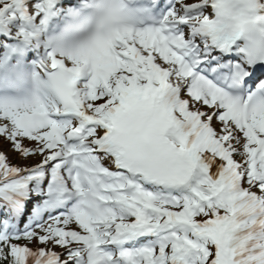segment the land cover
Listing matches in <instances>:
<instances>
[{
  "label": "snow or ice",
  "instance_id": "6c2138e0",
  "mask_svg": "<svg viewBox=\"0 0 264 264\" xmlns=\"http://www.w3.org/2000/svg\"><path fill=\"white\" fill-rule=\"evenodd\" d=\"M68 2L0 3L40 57L0 101V264H264V0H137L71 63Z\"/></svg>",
  "mask_w": 264,
  "mask_h": 264
},
{
  "label": "clouds",
  "instance_id": "9594fccd",
  "mask_svg": "<svg viewBox=\"0 0 264 264\" xmlns=\"http://www.w3.org/2000/svg\"><path fill=\"white\" fill-rule=\"evenodd\" d=\"M131 3L132 0H80V4L73 11L61 17L54 30H48L44 34L43 40L58 55L63 53L60 58L69 63L72 58H91L117 33L134 26ZM25 85L31 91L30 96H21L18 99L22 107L40 89L34 77L22 81L17 88Z\"/></svg>",
  "mask_w": 264,
  "mask_h": 264
}]
</instances>
